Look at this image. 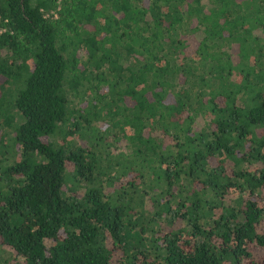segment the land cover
<instances>
[{"label":"trees","instance_id":"16d2710c","mask_svg":"<svg viewBox=\"0 0 264 264\" xmlns=\"http://www.w3.org/2000/svg\"><path fill=\"white\" fill-rule=\"evenodd\" d=\"M253 247L264 0H0V264H264Z\"/></svg>","mask_w":264,"mask_h":264},{"label":"rangeland","instance_id":"374dc122","mask_svg":"<svg viewBox=\"0 0 264 264\" xmlns=\"http://www.w3.org/2000/svg\"><path fill=\"white\" fill-rule=\"evenodd\" d=\"M78 53L80 56H82L81 50H79ZM262 227H263V225H262ZM252 252H253V256L256 260H260L264 256V250L253 247Z\"/></svg>","mask_w":264,"mask_h":264}]
</instances>
